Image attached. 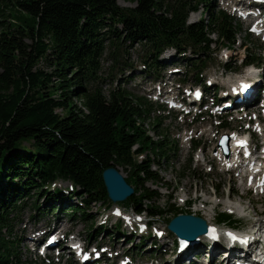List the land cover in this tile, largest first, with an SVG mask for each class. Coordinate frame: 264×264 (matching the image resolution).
<instances>
[{
    "label": "trees",
    "instance_id": "16d2710c",
    "mask_svg": "<svg viewBox=\"0 0 264 264\" xmlns=\"http://www.w3.org/2000/svg\"><path fill=\"white\" fill-rule=\"evenodd\" d=\"M118 1L0 0V264H38L23 259L12 235L13 221L30 198L44 195L47 210L61 211L65 203L66 214L92 218L94 229L90 208L114 204L102 177L110 165L130 169L126 181L135 193L122 205L152 218L167 213L152 205L161 195L145 183L161 181L152 167L169 159L173 143L150 134L146 120L153 106L128 91L122 78L104 91L103 57L109 47L128 53L142 45L149 47L156 74L165 65L160 55L172 50L197 71L203 60L188 52L196 56L213 45L234 49L243 30L211 0H131L132 8ZM201 7V18L190 22ZM244 32L249 39L251 33ZM242 63L264 65L260 55ZM169 198V212L176 216L183 209ZM216 222L239 223L225 211Z\"/></svg>",
    "mask_w": 264,
    "mask_h": 264
},
{
    "label": "rangeland",
    "instance_id": "374dc122",
    "mask_svg": "<svg viewBox=\"0 0 264 264\" xmlns=\"http://www.w3.org/2000/svg\"><path fill=\"white\" fill-rule=\"evenodd\" d=\"M253 1L255 0H244L246 4L244 6L240 4L241 0H211L217 9H225L237 18L243 33L239 35L241 43H237L234 49H226V47L216 49L218 47L213 45L214 50H205L196 56L188 52L187 56H192L197 61L203 60V63L198 61L200 70L197 71H194L195 69L179 56L181 53L178 54L175 50L160 55L165 65L159 67L162 69L161 74H156L154 67L150 66L153 58L150 56L149 47L136 45L128 50V53L126 50L118 52L115 47L107 49L102 60L101 72L104 91L108 93L118 85L117 78H122L120 81L128 91L140 97L142 101L152 104L153 111L146 120L150 134L154 139H167L175 148L169 159L160 158V164L155 163L152 167L161 181L145 183V187L161 195L152 202V205L167 210V213L152 218L146 213L138 214L133 209H127L121 203H115L110 208L97 203L90 208L91 214H94L92 216L96 218L94 229L97 226L103 228L94 232V229L90 228L93 223L92 218L84 220L81 216L66 214L65 203H62L65 209L61 211H56L54 208L47 210L44 195L38 196L36 201L30 198L13 221L12 235L23 259L37 261L38 264H82L69 247L71 239L77 237L91 248L89 253L93 258L91 260L93 264L99 262L95 260L93 254H98L100 249L106 251L105 260L108 264H121L122 261L129 260L147 261L150 258L157 260V264H189L188 259H185L194 251L201 255V258L192 255L194 264H207L210 256L204 249L206 247L204 244L199 243L197 246L187 244L190 246L187 247L188 249L183 245L179 252V247L176 245L177 236L168 230V220L175 217L174 213L169 212V196L173 197L171 202L175 203L176 207L183 209L179 214L202 217L208 220L212 228L215 227L214 221L219 212L233 214L234 219L239 223L234 226V230H231L234 227H229L228 224L221 225L220 230L223 231L247 234L246 231L256 224L257 219L264 220V194L260 193L263 187H256L248 182V179L242 180L238 175L240 173L238 169L244 167L238 168L239 155H226L222 146V141L227 136L230 149L232 137L238 133L244 134L248 128L254 138V146L257 145L259 148L262 145L264 124L259 126L254 118L259 115L264 121V110L254 106V103L244 112L240 107L231 111L224 110L228 100L225 94L229 92L231 79L236 81L254 70L260 72L259 80L264 85V65L241 66L242 59L252 58L253 55H260L264 62V32H257L259 24L248 23L245 16L240 15L253 12L255 19L260 18L264 21V0H259L261 5L247 8ZM118 3L124 8L136 6L131 0H119ZM204 8L201 7L199 12L192 13L190 22L199 20ZM244 31L251 33L249 39L244 38ZM245 44L248 48L244 47ZM119 54L121 64L118 65L116 59L119 58ZM204 64H207L206 68ZM225 64L229 66L228 71L224 69ZM197 77L200 78L202 85L196 83ZM203 85L207 87L204 88ZM199 86L207 93L205 102L208 104L203 107L188 105L189 101H193L192 96ZM182 98L186 100L185 106L179 103ZM75 102L80 105L81 100L75 99ZM248 105L250 106V103ZM256 108L257 111L254 113ZM153 127H156L160 133ZM235 161L237 164H233ZM117 168L125 178L129 176L130 169ZM65 185L70 186L69 183H63L64 187ZM247 188L251 189V192L245 195ZM78 200L80 202L81 197ZM186 201H191L190 207L187 206ZM35 204L43 205V210H38ZM234 205L240 208L245 205V209L240 213L235 211ZM52 224L55 228H59L55 233L57 232L56 235L60 240L59 247L64 250L62 256H54L56 250L48 258L44 257L42 248L38 249L34 245V241L45 240L47 236L41 238L43 234L40 233L42 236L38 237L37 232L46 226L51 229ZM117 226L121 233L118 232ZM260 226L264 225L260 224ZM134 233L137 235L133 236ZM158 234H161V238ZM223 243L224 248H229L227 241L223 240ZM152 247H156V250L148 251ZM139 253L143 256H137ZM223 254L218 255L219 258L214 261L213 256L212 263L215 264L220 259L221 262L225 260ZM222 263L226 264V261Z\"/></svg>",
    "mask_w": 264,
    "mask_h": 264
},
{
    "label": "bare ground",
    "instance_id": "6f19581e",
    "mask_svg": "<svg viewBox=\"0 0 264 264\" xmlns=\"http://www.w3.org/2000/svg\"><path fill=\"white\" fill-rule=\"evenodd\" d=\"M240 4L241 5L244 4V6H246L244 0H241ZM255 5H261V1L255 0L251 4V6L248 5L247 8H251V7L255 6ZM252 14H253V12L247 13V16L245 17L246 21L248 23L253 22L254 24L255 23L259 24V29H257L256 31L257 32H259V31L260 32H264V21L262 19H260V18L255 19L253 17L254 15H252ZM244 78H251L250 80L253 83V85L255 86V88H257V92L261 90V86L263 85V82L261 80H259L260 72H256L254 70H251L250 72L244 74L243 77L238 78L236 81L231 79L230 83L235 85L237 83V81H239L241 79H244ZM230 86H232V85H229V87ZM227 103H228V105H227ZM227 103L224 106V110L225 111H231L234 108L238 109V107L242 108V107L249 106L248 104L250 102H248V104H247L246 101H243V102H232V103L227 102ZM234 103H236L235 106H234ZM232 104H233L234 107L232 106ZM245 145H246V142H245L244 136L243 137L236 136L235 138H233V143L230 145L231 147L229 149V154L230 155H234L233 152L236 151L238 147H242L243 148ZM245 151H248V150H245ZM243 164L244 163L241 162L239 164L238 168L239 167L246 168V166H244ZM240 169H242V168H240ZM239 175H242L244 177L243 172H240ZM246 176H248L249 182H251L256 187H261V186L263 187L264 183H262V182H264V172L259 174L258 176H256L254 178V180L252 179V175L251 174L250 175H246ZM261 192H262V194H264V187H263V191H260V193ZM234 206H235V211H238L240 213L243 212V210L245 209V205L242 206L243 209L240 208L239 206H236V205H234ZM263 221H264L263 219H257L256 223H257V225H260V224L264 225ZM52 225H53V227L51 229L48 226H46V227H43L42 230H39L37 232L38 237H41L42 234H43V236L41 238H44L46 236V233L48 235L49 231H52L54 229H59L58 227L55 228L54 224H52ZM261 227L264 228V226H261ZM48 229H50V230H48ZM231 230H233V229H231ZM43 232H45V233H43ZM40 233H42V234H40ZM158 235H161V234H158ZM216 237H217V239H216ZM223 240L227 241L226 244L229 246V248H224ZM37 241H40V240H37ZM58 241H60V240H58ZM214 241L208 239L207 236L204 234V235L201 236V241H199V240L190 241V240H187V238L179 237V239L176 240V245L179 247V252L181 251L183 245H184L185 249H188L187 247H190L187 244L197 246V245H199V243H201V244L206 245V247L204 249L208 252V254L210 256L209 262L207 264H213L212 260L214 261L216 258H219L218 255H220L222 253H224L222 256L224 257L225 260H223V261H226V264H245L244 262H249L250 260H253V258L256 257V252L257 251H254L255 244L254 243L249 244L248 238L244 234H238V233H235V232L230 231V230L223 231V230H220V227H217L216 228V236L214 238ZM58 245H60V242H59ZM84 247H85V249L83 250V253H82V260H86L85 257H87V259L91 258V253H89L91 248L87 247V245H85ZM218 251H220L221 253L220 254L216 253ZM93 252H96V251H93ZM103 253H104V255H103ZM105 253H106L105 250L103 251L102 249H100L98 254L95 253L93 255L96 257L95 258L96 260H98L100 263H103L104 261H106L105 260V255H106ZM173 254H175V253H173ZM177 254H179V253H176V255ZM192 255H196L195 258H197V257L201 258V255L194 251L191 255H188L186 257V259H185V260L188 259L187 262L189 264H194L195 263V260H192V258H191ZM213 256H214V258H212ZM211 258H212V260H211ZM222 262H221V259H220V260H217V263H215V264H223ZM86 263L87 262H85V261L82 262V264H86ZM107 263H108V261H107ZM145 263H146V261L133 262V260L122 261L121 262V264H145Z\"/></svg>",
    "mask_w": 264,
    "mask_h": 264
},
{
    "label": "water",
    "instance_id": "95a60500",
    "mask_svg": "<svg viewBox=\"0 0 264 264\" xmlns=\"http://www.w3.org/2000/svg\"><path fill=\"white\" fill-rule=\"evenodd\" d=\"M228 137L222 141L226 155H229ZM103 182L109 199L115 203L125 202L135 193V188L130 185L122 172L115 166L110 165L102 173ZM209 223L202 217L193 214H179L168 224V230L178 238L184 237L187 240H197L206 234Z\"/></svg>",
    "mask_w": 264,
    "mask_h": 264
},
{
    "label": "snow or ice",
    "instance_id": "6c2138e0",
    "mask_svg": "<svg viewBox=\"0 0 264 264\" xmlns=\"http://www.w3.org/2000/svg\"><path fill=\"white\" fill-rule=\"evenodd\" d=\"M245 87H247V86H245ZM243 143V142H242ZM262 183H264V182H262Z\"/></svg>",
    "mask_w": 264,
    "mask_h": 264
}]
</instances>
